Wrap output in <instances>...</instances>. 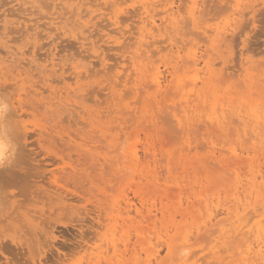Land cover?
<instances>
[{"label": "rangeland", "instance_id": "rangeland-1", "mask_svg": "<svg viewBox=\"0 0 264 264\" xmlns=\"http://www.w3.org/2000/svg\"><path fill=\"white\" fill-rule=\"evenodd\" d=\"M28 1L31 0H0V102L8 104L0 128L10 142L8 156L0 164V264H150L155 250L160 251V257L153 259V264H183L181 252H171L168 247L175 244L178 249L183 232L193 219H184L177 211L189 207V201L201 205L202 209L206 200L213 199L217 193L222 203H231L236 181L232 169L235 166H228L217 158L220 152L210 160L213 145L224 148L222 152L227 157H230L227 153L230 146H238L240 151L243 147L251 150L244 152L243 161L237 165L241 179L246 183L254 169L264 168V155L260 154L264 149V134L244 136L241 129L239 137L236 130L239 122L232 113L223 127L206 118L205 113L212 109L210 88H206L210 95L208 108L202 101L196 102L202 104L198 110L204 121L201 117L186 129L179 121L181 114L174 115L180 110L179 104L173 105L171 100L179 101L181 95L177 94V87L169 90L170 100L164 99L161 108L152 102L154 88L148 93L143 88L140 95L136 93L135 74L131 75L134 67L129 59L134 47L130 48L129 44L135 39L133 31H137L140 19V0H120L122 5L117 0L119 5L116 7L104 3L105 0H63L64 12H67L65 6L76 9L77 4L83 2L86 9L92 4H97L96 8L99 5L101 9L80 21L75 15L68 20L56 18L62 11L60 0H43V3L34 0L37 6ZM174 1L182 4L183 9L191 3L189 0ZM208 1V5V2L204 3L206 11L203 10V19L208 17L205 19L208 26L224 22L235 12L233 0ZM246 1L241 7L243 12L246 10L243 13L246 16L242 14L243 20L235 25L239 30L228 36L229 40L235 37L227 42L229 46L224 44L215 52L210 41L214 33L211 35L209 31L212 37H208V33L200 30L199 34L192 23L189 24L191 29L188 26L191 32L185 35L187 43H192L187 44L186 53L197 42L200 46L196 44L195 47L213 52L207 56L212 57L213 64L216 62L217 71H221L225 62L227 66L236 67L229 69L236 77L227 71L223 80L220 81L221 75L213 78L219 95L234 99L233 105L249 97L264 104V0ZM115 15H119L117 23L114 22ZM9 49L19 56L17 61L8 57ZM151 50L152 60L164 68L163 63L170 54L167 50L158 52L156 46ZM51 54L56 57L55 65L48 57ZM248 59L251 62H247ZM243 64H255L256 71L252 72L259 89H254V93L245 81L247 70L242 69ZM79 70L85 75L78 76ZM203 76L208 77L207 74ZM168 78L171 79L170 74ZM112 81L118 84L115 92L112 86L116 83ZM252 103L249 101L246 110L253 107ZM153 114H156L155 120L149 121ZM234 117L235 122H231ZM133 147L138 148L142 164L133 161ZM145 152L150 155L145 156ZM254 159L255 167L251 165ZM129 204H132L131 214L128 213ZM148 208L157 214L156 224H150L137 214V209H142L146 216ZM197 213L203 217L206 212L197 210ZM176 236L179 238L174 239ZM204 236L207 239L203 240ZM204 236L203 241L200 238L196 240L197 244L191 245L189 254L193 253V256L190 261L219 264L212 263L214 259L210 257L209 247L212 243L208 242L207 235ZM194 241L195 238L192 243ZM234 258L228 256L226 262Z\"/></svg>", "mask_w": 264, "mask_h": 264}, {"label": "bare ground", "instance_id": "bare-ground-1", "mask_svg": "<svg viewBox=\"0 0 264 264\" xmlns=\"http://www.w3.org/2000/svg\"><path fill=\"white\" fill-rule=\"evenodd\" d=\"M13 1H15V0H13ZM38 1L42 2L43 0H38ZM47 1L51 2L50 0H47ZM140 1H141L140 2L141 6H139L140 7V13L138 14V15H140L139 16L140 19H139V23L137 26V31H133L135 39L133 40V42L131 44H129L130 48L134 47L133 53H132L131 57L129 56L130 57L129 59L131 60V63L134 67V68H132L134 70H133L131 75L134 76V74H135V80H134L135 82L134 83L136 85V87H135L136 93L137 94L139 93V95H140L142 93V91H141L142 88L147 93L149 92V89L154 88V93L151 94L154 101L152 99H149V100H152L153 103L155 102V104L159 105V108H161L160 104H162L164 99L170 100V98L168 97L169 90L177 87V89H178L177 94L179 93L181 95L180 98L178 99L179 101L177 100L178 101V103H177L173 98H171V100L173 101V103H172L173 105L177 104V106H178V104H179L180 110L178 109V107H176L177 109L173 108V107L172 108H173V110L174 109H176L177 111L179 110L178 111L179 113L177 112L178 114H174V115L179 116V114H181L179 121L182 124L181 126H183V128L186 129L188 127V125L192 124L194 121L200 120L201 117H203L201 111L198 110V106L201 107L200 105H202V104H201V102H199V105H198V103H196V102H197V100L202 101L203 104L206 105L205 107H207V103L209 102L208 98L210 97V95L207 93L206 88H210V89H212L211 90L212 91L211 97H213L211 99V100H213L211 102L212 109L205 113V115L207 116L206 118H208L214 124L219 125V127H223V125L227 122L228 115L230 113H232L235 115V117L237 118V120L239 122V127L236 129L237 135L239 137L241 136V129L243 130L242 132H243L244 136H246L247 134H250V133H253L256 136H261V134H264V104L262 103L263 101H261L259 99L253 101V99L251 97H249L248 100L247 99L241 100L239 98L240 102H238L237 105H233L234 99H232L231 97L226 98V95H224V94L219 95L218 88L215 87V83L213 82V78L221 75L222 76L220 78V81H221L223 76H225L224 75L225 72L229 71L232 64L231 65L228 64L229 66H227V65H225L226 64V62H225L221 71H217V69H219V68H215L217 65L214 67V64H216V62L213 64V62L211 60L212 57L210 59L207 56L212 51L210 52L209 49L202 51V48L199 47L200 45L197 42L194 43L192 48L189 49V51L186 53L187 44L190 42L188 41V43H187V41H186L187 39H185V37H186L185 35H187L191 32L188 30L190 27L189 24H191V23L193 24L194 29L199 30V34H201L200 30H202V32L205 34L208 33V37H210L214 33L215 36L212 40L210 39V41L212 43L211 49L214 50L215 52L220 47L224 46V44H225V46H227V45L229 46L230 44H228L227 42L230 40H233L235 37H232L233 39L231 38L229 40L228 36L230 35V37H231L232 34L234 32H236L235 30H237L236 28H238V27H236L237 26L236 23H238L239 20L240 21L243 20V15L246 16V14H243L246 12V10H245V12H243L244 11V10H242L243 8L241 9V7H243V5H246L244 3L246 0H233V1H235V3H234L235 12H233L230 17H228L226 20H224V22H217L215 24L212 23L213 25H211V26H208L209 25V24H207L208 22L206 23L207 20H205V19H207L208 17L203 19V17H204L203 12L206 11V10H204V8H206V4L204 5V3L208 2L207 3V5H208L209 4L208 0H205L206 2H204L202 0H189L191 3L189 2L190 4L188 6H185L184 9L181 6L182 4L181 5L177 4L176 1H174V0H140ZM28 2L29 3L31 2V4H32L34 2V0L33 1L31 0ZM60 2L62 3V7H61V9H62L64 2H63V0H60ZM60 2H57V3L59 4ZM182 2H183V0H182ZM86 3H87V1H86ZM104 3H106V4L111 3L112 6L116 7L118 4V1L117 0H105ZM79 4H77L78 6L76 5L77 6V8L75 7L76 9H74L72 7H66L65 6L64 9L66 8L67 12H64L62 9V11L60 10V12L58 14L56 11V13L58 14V16L56 18L59 17L60 20L61 19L62 20L63 19L68 20L75 15V17L78 16V19L80 21L83 17L85 18V16H87V15H92L95 11L101 9V8H99V5H98V8H96L97 4L96 5L92 4V5H90V8H87V9L85 8V5H83L84 2L82 5H79ZM90 4H91V2H90ZM120 4L122 5V2ZM248 4H250V3H248ZM255 4H254V7H255ZM34 5H36L35 2H34ZM34 5L32 7H34ZM45 5L47 6V4H45ZM111 5H109L108 7H110ZM67 6H68V4H67ZM79 6H82V9L84 7V9L82 10L81 7H79ZM91 6H93L95 8H93ZM119 7L120 6H118V8ZM251 7H252V5H251ZM28 8H29V5H28ZM50 8H52V6ZM118 8H116V9H118ZM26 9L27 8H25V10ZM35 9H36V7H35ZM110 9L113 10L114 8H110ZM244 9H246V7ZM84 11H86V12L84 13ZM72 12H73V14L70 15L69 13H72ZM240 13H241V15H240ZM10 14H12V13H10ZM67 14H69L70 17H69V15L67 16ZM0 16H2V15L0 14ZM3 16H4V14H3ZM118 16L115 15V17H116V20L114 21L115 23L119 22ZM92 18H91V24H93ZM9 21H10V19H9ZM14 22H16V21H14ZM89 23H90V21H89ZM96 25H98V24H96ZM109 26H110V24H109ZM238 26H239V24H238ZM6 27H7V25H6ZM105 27H108L107 24H105ZM96 29L97 28H95V30ZM190 29H191V27H190ZM95 30L93 29V31H95ZM83 31H85V30H83ZM209 31H210V33L212 32L211 35H210ZM0 33H1V31H0ZM95 33H96V31L93 34H95ZM2 34H3V32H2ZM5 34H7V33H5ZM93 34H91V35H93ZM107 34L110 35L109 33H107ZM94 36H96V34ZM86 37L87 36H85V38ZM130 37H133V36H130ZM34 41H36V40H34ZM199 41H201V40H199ZM78 43H80V42L78 41ZM94 43H97V42H94ZM162 43L165 45H161ZM85 44L87 45V42ZM121 44H122L121 46H125L123 43H121ZM190 44H192V43H190ZM196 44H198L199 46L197 45L198 47H195ZM6 46L11 47L8 45H6ZM12 46H14V45H12ZM116 46H118V45H116ZM126 46H127V44H126ZM153 46L157 47L158 52H162L163 50H167V53L170 54L169 57H171V58L169 59V57L167 56L168 60H166L165 63H163L165 66L164 68L162 67V64H158V63H156L157 61L155 62V60H152L151 48ZM189 47L190 46H188V48ZM231 47H233V45ZM84 48H86V47H84ZM31 49H33V47ZM127 49H129V48H127ZM222 49L223 48H221V50ZM224 49H225V47H224ZM84 50H86V49H84ZM226 50H225V52H226ZM125 51H127V50H125ZM233 53H234V51H233ZM28 54H30V53H28ZM98 54H100V53H98ZM220 54L221 53H219V56H221ZM225 54H227V53H225ZM17 55H20V54H17ZM21 55H23V53ZM206 56L209 59H206ZM8 57L11 58L12 60H14L19 56H16V53L14 54L9 49ZM35 57H36V54H35ZM48 57L50 58V60L53 61V64L55 65L54 59L56 60V57L53 56V54H51L50 56L48 55ZM32 58H34V57H32ZM82 59H84V58H82ZM6 60H5V63H6ZM17 60L18 59H16V61ZM44 60H46V59H44ZM50 60H48L49 63H52V61L50 62ZM232 60L233 59H231L230 61H232ZM30 61H31V59H30ZM86 61H87V59H86ZM224 61H226V59ZM33 62H34V59L32 60V63ZM35 62H36V60H35ZM181 62H183V63H181ZM247 62H251V60L248 59ZM7 63H8V61H7ZM18 63L19 62H17V64ZM79 63H81V62H79ZM17 64H15V65H17ZM21 64H22V62H21ZM202 64H203V66H201ZM219 64H221V63H219ZM48 65L52 66L51 64H48ZM254 65L253 64L248 65V66H245V64L242 65V69L244 68V70H247V75H245L247 77L245 78V81L248 82V87H249V90L251 93H254V91H253L254 89H259L258 88L259 83H257L258 80L254 79L255 75H253V72H252V70H254L256 68ZM18 66L19 65H17V67ZM234 66H235V64H234ZM92 67H94V66H92ZM92 67H90V68L92 69ZM78 68H80V67H78ZM90 68H88V69H90ZM233 68L235 69L236 67H233ZM45 69H47V68H45ZM88 69H86V71H88ZM42 70H44V69H42ZM47 70H49V69H47ZM29 71L30 70H28V72ZM182 71H183V74L182 73L180 74V72H182ZM255 71H256V69H255ZM82 72H83V70H79L78 76H80L82 74L85 75V73H82ZM110 72H109V75H111ZM167 72H169L171 79L168 78L169 74L167 75ZM231 72H232V70H231ZM231 72L229 71V75H234V76L236 75V73L233 74ZM90 73H92V72H90ZM93 73H94V70H93ZM31 74H33V73L31 72ZM206 74L208 75V77L203 76V75L206 76ZM89 75H87V76H89ZM106 75H107V73H106ZM115 76H120V75H115ZM31 77H33V75ZM44 77H43V79H44ZM80 77H82V76H80ZM228 77H227V79H228ZM227 79L225 78V80H227ZM18 80H20V79H18ZM30 80H33V79L30 78ZM174 81H176V83ZM53 82H54V80H53ZM114 82L112 81L111 83H114ZM2 83L3 82H1V84ZM35 84H36V82H35ZM44 84H42V85H44ZM39 85H38V87H39ZM116 85H118V84L116 83L114 86H112V90L114 92L117 91ZM51 87H52V85H51ZM131 88H132V86H131ZM31 90H33V89H31ZM229 91H230V88L226 92H229ZM37 94H39V93H37ZM178 95L176 96L177 98H178ZM251 95H254V94H251ZM81 96H83V95H81ZM116 96H118V95H116ZM159 97H161V98L159 99ZM33 100H36V99L33 98ZM22 101H23V99H22ZM22 101L20 100L19 102H22ZM249 101L251 103L252 102H255V103H252V105H253L252 108L246 110L245 106L249 104ZM152 102L150 105H152V107H153ZM7 106H8V104H7ZM7 106H6V104L0 102V125H1V119L4 115V112L7 109L6 108ZM63 106H65V105H63ZM16 107L18 108V106H16ZM78 107H80V106H78ZM167 107L168 108L171 107V104ZM138 108L140 109V107H138ZM123 112H124V110H123ZM169 113L171 114V111ZM16 114H18V113H16ZM146 117H148V115ZM235 117L233 118L234 120H232L231 122H235V120H236ZM138 118H139V116H138ZM155 118H156V114L155 115L153 114L152 116H149V121H154ZM202 120L204 121V117ZM1 129L2 128H0V164L5 159L6 155L8 154V149L10 146V144H9L10 142H8L6 135L2 132ZM38 131H39V129H38ZM229 133H231V130ZM40 136H42V134ZM249 141H250V139H249ZM209 143H210V141H209ZM222 149H224V148H218L216 145H213V151H212L213 153H211L210 157L208 155V157L210 158V160H214L216 152H220L219 153L220 157H217V158H221L222 160H224V163H226L228 166H231V167L235 166L232 169V171H234L236 181L233 184L234 189H233V192L231 194V197H232V199L230 201L231 203L230 204L229 203H225V204L222 203L219 193L214 194L212 196L213 199L208 198L205 202V205L202 204V206L204 205V207L202 209H201V205H198L195 202L191 203V201H189L188 204H191V205H189V207L187 206L186 208L178 210L177 212H179L181 214V216H183L184 219L191 217L193 219V221H192L191 225L187 228V230H185L183 232V234H184L183 239H182L181 244L178 246V249H177V247H174L175 244L170 245L171 247L169 246L168 249L170 248L171 252H175V253L177 252V250H179L181 252L180 257L182 258L181 261L183 264H198L197 261H193V262L190 261V258H191V256H193L192 255L193 253H191V255H190L189 250L191 249V245H193L194 243L197 244V241H199L200 238H201L200 239L201 241L207 239V237L204 236V235H207L208 239L210 240L208 242H210L212 244H211V246H209V244L205 245L206 247L204 246V248L205 249L208 248L207 246L210 247V250H211L210 251V253H211L210 257L214 259L212 261V263L218 262L219 264H230V261H231V263L233 262V264H264V203H263V200H264L263 199V195H264V168L261 166H258V168L254 169V171L248 177L246 183H244L243 180L241 179V174L238 172V166L237 165L243 161L244 152L250 153L251 150L247 149L246 147H243V148H241V151H240L238 146H230L229 150H227V149H225V151L223 150L224 152H226V150H227V153L230 154V157H227L222 152ZM191 150H193V148ZM131 153H132L133 161H135L136 164H138V163L142 164L138 148L133 147L131 150ZM147 153L145 152V156L150 155L149 154L150 152L148 154ZM260 154L264 155V149L261 151ZM207 163L211 164L212 162L207 161ZM251 165L253 167L256 166L255 165V159L252 160ZM246 167H247V164H246ZM233 176L234 175L232 174V177ZM153 177L155 179H158L157 175H153ZM224 178H226V177H224ZM244 186H246V187L243 190H241V187H244ZM242 193H245L244 196L242 195ZM253 198L255 200H253ZM180 204L182 206V203H180ZM127 208H129L128 213L131 214L132 204H129ZM197 210H199V211L204 210L206 213L203 217L202 216L199 217V216H197V214H200V213H197ZM251 211H252V214H250ZM120 214H122V213H120ZM137 214L141 215L142 218H145L147 221H150V224H156V221L158 219L157 214H153L152 208H148V214L146 216H144L142 209H137ZM163 214L165 215V212H163ZM220 215H224V217H219ZM203 236H204V239H203ZM178 238L179 237L176 236V238H174V239H178ZM194 238H195V241L192 243V239H194ZM144 244H146V243H144ZM204 248L201 250H204ZM159 252H160L159 250H155V252H153V256H154L153 259H158L160 257ZM169 253H170V251H169ZM224 253L225 254L229 253V254L225 256ZM228 256H230L231 258H233V257H235V258L232 260L230 259V261L227 263L226 258ZM153 259L150 260V262H149L150 264H153ZM173 259L176 260V258H173Z\"/></svg>", "mask_w": 264, "mask_h": 264}]
</instances>
